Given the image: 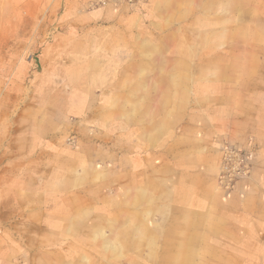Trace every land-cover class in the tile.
Wrapping results in <instances>:
<instances>
[{
  "label": "rangeland",
  "instance_id": "rangeland-1",
  "mask_svg": "<svg viewBox=\"0 0 264 264\" xmlns=\"http://www.w3.org/2000/svg\"><path fill=\"white\" fill-rule=\"evenodd\" d=\"M0 264H264V0H0Z\"/></svg>",
  "mask_w": 264,
  "mask_h": 264
},
{
  "label": "crops",
  "instance_id": "crops-1",
  "mask_svg": "<svg viewBox=\"0 0 264 264\" xmlns=\"http://www.w3.org/2000/svg\"><path fill=\"white\" fill-rule=\"evenodd\" d=\"M201 224V223H200Z\"/></svg>",
  "mask_w": 264,
  "mask_h": 264
}]
</instances>
